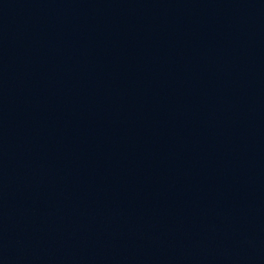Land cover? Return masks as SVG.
<instances>
[{
	"label": "water",
	"instance_id": "95a60500",
	"mask_svg": "<svg viewBox=\"0 0 264 264\" xmlns=\"http://www.w3.org/2000/svg\"><path fill=\"white\" fill-rule=\"evenodd\" d=\"M0 264H264V0H0Z\"/></svg>",
	"mask_w": 264,
	"mask_h": 264
}]
</instances>
